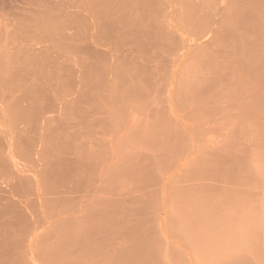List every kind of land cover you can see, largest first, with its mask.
Instances as JSON below:
<instances>
[{"label": "rangeland", "instance_id": "rangeland-1", "mask_svg": "<svg viewBox=\"0 0 264 264\" xmlns=\"http://www.w3.org/2000/svg\"><path fill=\"white\" fill-rule=\"evenodd\" d=\"M135 18L141 33H129ZM108 43L152 57L141 81L165 87L151 91L161 105L133 115L156 135L146 168L127 171L123 186L102 169L86 184L67 161V201L52 185L40 229L25 219L0 229V264H264V0H0V101L122 82L90 67Z\"/></svg>", "mask_w": 264, "mask_h": 264}, {"label": "crops", "instance_id": "crops-1", "mask_svg": "<svg viewBox=\"0 0 264 264\" xmlns=\"http://www.w3.org/2000/svg\"><path fill=\"white\" fill-rule=\"evenodd\" d=\"M134 20L129 33H141L140 19ZM99 54L90 56V67L115 79L122 76V82H77L85 96L0 101V229H19L20 219L30 223L27 229H40L35 222L51 211L52 185L58 186L53 199L67 201V161L81 167L78 175L86 184L102 169L123 186L130 184L127 171L146 168L147 138L156 135L148 134L133 115L145 112L141 107L162 104L151 91L165 87L141 81L157 63L133 47L116 51L110 43ZM66 212L62 203L60 217Z\"/></svg>", "mask_w": 264, "mask_h": 264}, {"label": "bare ground", "instance_id": "bare-ground-1", "mask_svg": "<svg viewBox=\"0 0 264 264\" xmlns=\"http://www.w3.org/2000/svg\"><path fill=\"white\" fill-rule=\"evenodd\" d=\"M157 161H158V160H157ZM159 162L161 163V161H159ZM154 163H155V162H154ZM157 165H158V164H157ZM235 196H236V195H235ZM194 198H196V197H194ZM203 198H204V197H203ZM203 198H202V199H203ZM200 199H201V198H200ZM198 200H199V199H198ZM244 200H245V199H244ZM210 201H211V200H210ZM194 202H195V201H194ZM208 202H209V201H208ZM242 203H243V202H242ZM206 204H207V203H206ZM247 204H248V203H247ZM247 204H246V205H247ZM197 206H198V205H197ZM204 206H205V205H204ZM212 206H213V205H212ZM199 207H200V206H199ZM199 207H198V208H199ZM200 209H202V208H200ZM231 209H233V208H231ZM255 209H256V208H255ZM255 209H253V210H255ZM257 209H258V208H257ZM195 210H196V209H195ZM261 210H262V209H261ZM185 212H186V211H185ZM247 212H249V211H247ZM252 212H253V211H252ZM257 212H258V210H257ZM263 212H264V211H263ZM263 212H262V214H263ZM180 213H181V212H180ZM186 213H187V212H186ZM196 213H197V211H196ZM203 213H204V212H203ZM253 213H255V212H253ZM258 213H259V212H258ZM244 214H246V213H244ZM244 214H243V215H244ZM189 215H190V214H189ZM192 215H193V214H192ZM198 215H199V214H198ZM200 215H203V214H200ZM200 215H199V217H201ZM243 215H242V216H243ZM250 215H251V214H250ZM254 215H255V214H254ZM195 216H197V215H195ZM208 216H209V215H208ZM247 216H248V215H247ZM255 216H256V215H255ZM255 216H254V218H255ZM257 216H258V215H257ZM184 217H185V216H184ZM190 217H191V219L193 218V216H190ZM219 217H220V216H219ZM230 217H231V216H230ZM243 217H244V216H243ZM252 217H253V215H252ZM197 218H198V216H197ZM248 218H250V217L248 216ZM248 218H247V219H248ZM256 218H257V217H256ZM256 218H255V219H256ZM259 218H260V217H259ZM204 219H205V217H204ZM206 219H207V218H206ZM215 219H216V218H215ZM239 219H242V218L240 217ZM243 219H244V218H243ZM176 220H178V219H176ZM192 220H193V221H196V220H194V219H192ZM202 220H203V219H202ZM202 220L200 219L201 222H202ZM213 220H214V219H213ZM235 220H236V219H235ZM244 220H245V219H244ZM250 220H251V219H250ZM250 220H247V222L250 221ZM261 220H262V219H261ZM178 221H179V220H178ZM185 221H186V220H185ZM206 221H207V220H206ZM216 221H217V220H216ZM218 221H219V220H218ZM227 221L229 222V220H227ZM227 221H226V222H227ZM232 221H233V220H232ZM232 221H231V223H232ZM240 221H241V220H240ZM252 221H253V220H252ZM176 222H177V221H176ZM180 222H181V221H180ZM187 222H188V221H187ZM189 222H190V221H189ZM197 222H198V221H197ZM204 222H205V221H204ZM222 222H223V221H222ZM226 222H225V223H226ZM241 222H242V221H241ZM254 222H255V221H254ZM206 223H207V222H205L204 224H206ZM211 223H212V221L210 222V224H211ZM231 223H228V224L226 223V224H227V225H230ZM234 223H235V222H234ZM242 223H243V222H242ZM248 223H249V222H248ZM188 224H189V223H188ZM191 224H192V223L190 222V225H191ZM194 224H195V223H194ZM199 224H200V223H199ZM239 224H240V222H239ZM249 224H250V223H249ZM251 224H252V223H251ZM251 224H250V225H251ZM261 224H262V223H261ZM182 225H183V224H182ZM190 225H188V226H190ZM192 225H193V224H192ZM195 225H196V224H195ZM197 225H198V223H197ZM201 225H202V223H201ZM206 225H207V224H206ZM208 225H209V224H208ZM237 225H238V223H237ZM240 225H241V224H240ZM253 225H254V224H253ZM253 225H252V226H253ZM256 225H257V224H256ZM180 226H181V225H180ZM245 226L247 227V224H245ZM190 227H191V226H190ZM200 227H201V229H202V226H200ZM211 227H212V226H211ZM213 227H214V226H213ZM221 227H222V226H221ZM224 227H225V226H224ZM232 227H233V225H232ZM238 227H239V225L237 226V230H239ZM241 227H244L243 224L241 225ZM250 227H251V226H250ZM254 227H255V226H254ZM256 227H257V226H256ZM259 227H260V226H259ZM181 228H182V227H181ZM187 228H188V227H187ZM217 228H218V227H217ZM228 228H229V227H228ZM230 228H231V225H230ZM251 228H252V227H251ZM193 229H194V228H193ZM198 229H199V228H198ZM207 229H208L207 227H206V230H205V228H204V231L207 232ZM219 229H223V228H219ZM235 229H236V228H235ZM235 229H233V230H235ZM246 229H247V228H246ZM252 229H253V228H252ZM257 229H258V228H256V230H257ZM262 229H263V226H262ZM191 230H192V229H191ZM194 230H195V229H194ZM194 230H193V231H194ZM214 230H215V229H214ZM214 230H213V231H214ZM216 230H217V229H216ZM225 230H226V228H225ZM231 230H232V229H231ZM237 230H236V231H237ZM241 230H242V229H241ZM256 230H255V233H256ZM259 230H260V229H259ZM177 231H179V230H177ZM189 231H190V230H189ZM198 231H199V230H198ZM204 231H203V229H202V232H204ZM210 231H212L211 228H210L209 231H208V235H209L210 233H212V232H210ZM217 231H218V230H217ZM217 231H216V232H217ZM222 231H223V230H222ZM236 231H235V234L237 233ZM247 231H248V230H247ZM249 231H250V229H249ZM249 231H248V232H249ZM195 232H196V231H195ZM205 232H204V233H205ZM218 232H219V231H218ZM231 232H232V231H230L229 233H230V235H232L231 237L233 238V235L235 236V234L233 233L234 231L232 232L233 234H232ZM245 232H246V231H245ZM259 232H261V231H259ZM263 232H264V231H263ZM180 233H181V232H180ZM204 233H203V234H204ZM225 233H226V235L229 236V234H227V232H225ZM238 233H239V231H238ZM252 233H254V232L252 231ZM195 234H196V233H195ZM200 234H201V233H200ZM218 234H221V233H218ZM223 234H224V233H223ZM223 234H222V235H223ZM240 234H241V233H240ZM257 234H258V232H257ZM259 234H260V233H259ZM262 234H263V233H262ZM186 235H187V234H186ZM204 235H205V234H204ZM206 235H207V234H206ZM208 235H207V236H208ZM222 235H221V236H222ZM236 235H238V234H236ZM189 236H190V235H189ZM195 236H196V235H195ZM218 236H219V235H217V237H218ZM238 236L241 237V235H238ZM244 236H245V235H244ZM244 236H243V237H244ZM262 236H263V235H262ZM192 237H193V234H192ZM201 237H202V236L200 235V236H199V239H200ZM208 237H209V236H208ZM225 237H226V236H225ZM225 237H223V238H225ZM231 237H230L229 239L232 240V241H234L233 244H235L236 241L240 243V240H239V239H241V238L237 239L238 237L235 236V237H236V240H234V239H232ZM246 237H247V236H246ZM258 237H260V235H258ZM258 237H257V238H258ZM202 238H203V237H202ZM202 238H201V239H202ZM244 238H245V237H244ZM244 238L241 239V240L244 241ZM260 238H261V237H260ZM262 238H264V237H262ZM262 238H261V239H262ZM188 239H190V238H188ZM192 239H194V238H192ZM195 239H196V238H195ZM206 239H208V238L206 237ZM213 239H214V238H213ZM217 239L219 240L220 238H217ZM225 239H228V238H225ZM225 239H224V240H225ZM251 239H253V238H251ZM251 239H250V240H251ZM222 240H223V239H222ZM224 240H223V242H225ZM238 240H239V241H238ZM205 241H206V240H204V243H205ZM214 241H215V240H214ZM253 241H254V240H253ZM190 242H191V241H190ZM199 242H200V240H199ZM201 242H202V240H201ZM207 242H208V241H207ZM209 242H210V241H209ZM218 242H220V240H219ZM223 242H221V243H223ZM228 242H230V241H226L227 244H228ZM244 242H245V241H244ZM195 243L197 244V240L195 241ZM204 243H203V244H204ZM210 243H211V242H210ZM242 243H243V242H242ZM242 243H240V244H242ZM199 244L202 245L201 243H199ZM199 244H197V245H199ZM244 244H245V243H244ZM256 244H257V243H256ZM260 244H262V243H260ZM194 245H195V244H194ZM207 245H208V243H207ZM207 245H206V246H207ZM210 245H211V244H210ZM215 245H216V244H215ZM219 245H220V244H219ZM222 245H225V244L223 243ZM245 245H246V244H245ZM245 245H244V246H245ZM254 245H255V243H254ZM257 245H258V244H257ZM257 245H256V246H257ZM263 245H264V244H263ZM206 246H205V247H206ZM211 246H212V245H211ZM217 246H218V244H217ZM228 246H229V245H228ZM247 246H248V245H247ZM249 246H250V245H249ZM200 247H201V246H200ZM209 247H210V246H209ZM212 247H213V246H212ZM218 247H219V246H218ZM225 247H226V245H225ZM197 248H199V246H198ZM197 248H196V249H197ZM215 248H216V246H215ZM220 248H221V250H220ZM237 248H238V247H237ZM239 248H240V247H239ZM243 248H244V247H243ZM256 248H257V247H256ZM201 249H202V247H201ZM203 249H204V248H203ZM206 249H207V248H206ZM213 249H214V247H213ZM218 249H219V251L222 252V253H224L225 251H227V252L229 251V249H228V250H225V249H222V247H219ZM199 250H200V248H199ZM208 250H210V249H208ZM214 250H215V249H214ZM222 250H223L224 252H223ZM234 250H235V249H234ZM206 251H207V250H206ZM216 251H217V250H216ZM246 251H247V249H246ZM259 251H260V250H259ZM263 251H264V250H263ZM263 251H262V252H263ZM202 252H203V250H202ZM243 252H244V250H243ZM199 253H200V252H199ZM211 253H212V252H211ZM216 253H217V252H216ZM216 253L213 252V254H216ZM222 253H219V252H218V255L222 256V258H223V254H222ZM230 253H231V251L229 252V255H230ZM234 253L236 254V252H234ZM234 253H232V254H234ZM251 253H252V251H251ZM263 253H264V252H263ZM204 254H205V253H204ZM209 254H210V251H209ZM232 254H231V255H232ZM243 254H244V253H243ZM206 255H207V254H206ZM218 255H216V256H218ZM226 255H227V254H226ZM244 255H245V254H244ZM244 255H243V256H244ZM253 255H254V254H253ZM210 256H212V255L210 254ZM214 256H215V255H214ZM216 256H215V257H216ZM220 256H218V257L221 258ZM237 256H238V255H237ZM245 256H246V255H245ZM256 256H257V255H256ZM262 256L264 257L263 254H262ZM262 256H261V257H262ZM238 257H239V256H238ZM248 257H249V256H248ZM227 258H228V257H227ZM232 258H233V257H231V260H233ZM239 258H240V257H239ZM242 258H243V257H242ZM259 258H260V256H259ZM245 259H246V258H245ZM261 259H262V258H261ZM229 260H230V259H229ZM234 260H235V261H233V262H230V263L227 262V263H228V264H249V263H247V261H244V260H243V261H237L236 258H235ZM251 260H252V259H251ZM216 261H217V260H216ZM248 261H249V260H248ZM263 262H264V261H263ZM214 263H215V262H214ZM224 263L226 264V262H224ZM224 263H223V264H224ZM220 264H221V263H220Z\"/></svg>", "mask_w": 264, "mask_h": 264}]
</instances>
